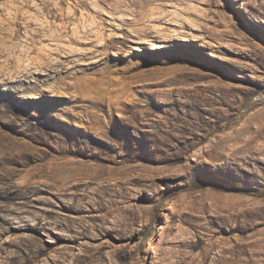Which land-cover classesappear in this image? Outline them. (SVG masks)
<instances>
[{
	"label": "rangeland",
	"instance_id": "374dc122",
	"mask_svg": "<svg viewBox=\"0 0 264 264\" xmlns=\"http://www.w3.org/2000/svg\"><path fill=\"white\" fill-rule=\"evenodd\" d=\"M140 1L0 0V264H264V0Z\"/></svg>",
	"mask_w": 264,
	"mask_h": 264
},
{
	"label": "bare ground",
	"instance_id": "6f19581e",
	"mask_svg": "<svg viewBox=\"0 0 264 264\" xmlns=\"http://www.w3.org/2000/svg\"><path fill=\"white\" fill-rule=\"evenodd\" d=\"M13 1V0H12ZM15 1V0H14ZM49 1H52L53 3H54V5H56V6H58V3L57 2H55L56 0H48V2ZM117 1V0H116ZM148 0H141L140 2H141V4H145V2H147ZM51 2V3H52ZM138 2V1H137ZM149 3H150V1H149ZM148 3V4H149ZM15 4V3H14ZM114 4V3H113ZM133 4V3H132ZM52 5V4H51ZM15 6V5H14ZM51 7V8H48L47 10H45L46 11V13H47V15H49V17L50 18H53L54 20H56L57 19V9H58V7ZM117 6V5H116ZM37 7V6H36ZM113 7V6H112ZM144 7H147L146 6V4L145 5H143V9H145ZM142 8V7H141ZM21 9V8H20ZM142 9V10H143ZM16 10V9H15ZM23 10V9H22ZM59 10V9H58ZM62 10V9H61ZM66 10V9H65ZM72 10V9H71ZM41 12V11H40ZM62 12V11H61ZM25 13V12H24ZM99 13V12H98ZM23 14V13H22ZM63 14V13H62ZM61 15V14H60ZM68 15H70V14H68ZM32 16V15H31ZM44 16V15H43ZM142 17V16H141ZM63 19V18H62ZM86 19V18H85ZM85 19H83L84 21H85ZM43 21V20H42ZM140 21V18H138L137 19V22H139ZM47 22V21H46ZM64 21H62V23H63ZM41 23V22H40ZM65 24V23H64ZM67 24V23H66ZM89 24V23H88ZM67 26V25H66ZM61 27H62V25H61ZM74 27V26H73ZM94 27V26H93ZM77 28V27H76ZM62 29V28H61ZM64 29V28H63ZM81 29V28H80ZM83 29V28H82ZM87 29V28H86ZM59 30V27L57 26V25H55V22H53V21H50V22H48L47 24H45V25H41L40 24V28H38V30H37V34L38 35H40V33H42V35L44 34V35H46V37L50 40V41H52V44H51V46H54V48L53 49H50L49 48V50H45V53H46V55H45V57H44V60H45V62H41V61H38V60H34V64H35V66L34 67H31V68H28V67H26V68H24L23 70H22V79H26V78H28V77H32L33 75H44L45 77H47L48 79H56L57 78V73H58V71H56V68H54L55 66H58L59 64L61 65V64H63V66L65 65V66H67L72 60L71 59H69L70 57H72L71 55H67L66 57H64V61H62V62H59V61H56L55 63H52V61H55V59L54 58H52V55H55V54H57L58 53V51H60L59 50V48L57 47L58 45H56L55 43H58V41L60 40L59 38H58V36H59V34H58V31ZM97 30V29H96ZM99 30V29H98ZM65 31V30H64ZM87 31H89V30H87ZM92 31V30H91ZM61 32V30H59V33ZM66 32H67V30H66ZM72 32V31H71ZM93 32V31H92ZM91 32V33H92ZM97 32V31H96ZM33 34V33H32ZM37 34H34L33 35V38L35 37V35H37ZM65 34V33H64ZM69 34V33H68ZM72 34V33H71ZM77 34V33H76ZM79 35V34H78ZM71 36V35H70ZM69 36V37H70ZM39 36H37V38H38ZM61 38V37H60ZM63 38V37H62ZM68 39V38H67ZM63 40V39H62ZM69 40V39H68ZM70 42V41H69ZM41 43V42H40ZM62 43V42H61ZM60 46V45H59ZM41 48V47H40ZM45 48V47H44ZM48 48V47H47ZM66 50H68L67 48H66ZM65 50V51H66ZM31 52V51H30ZM42 52V51H41ZM35 53V52H34ZM36 55V54H35ZM35 58V57H34ZM39 58V57H38ZM42 59V58H41ZM48 65H50V67L49 68H46V66H48ZM46 71V73H44ZM25 90H28V88H25ZM48 90H49V92H58V86L57 85H51V86H48ZM174 209L171 207L170 208V212H172Z\"/></svg>",
	"mask_w": 264,
	"mask_h": 264
}]
</instances>
